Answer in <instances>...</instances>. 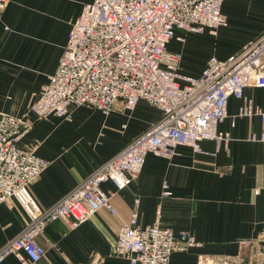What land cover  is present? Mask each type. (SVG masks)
<instances>
[{"label":"crops","instance_id":"1","mask_svg":"<svg viewBox=\"0 0 264 264\" xmlns=\"http://www.w3.org/2000/svg\"><path fill=\"white\" fill-rule=\"evenodd\" d=\"M92 0H7L0 12V114L26 116L30 129L20 143L50 162L30 184L40 208L57 203L105 161L161 118V111L140 100L132 109L121 101L107 115L92 106L73 109L69 119H36L28 113L39 91L57 69L71 23ZM226 25L214 34L183 33L167 48L179 52V73L197 77L210 56L223 60L264 33V0H224ZM244 95L264 110V87L249 86ZM242 100L229 97L226 117L216 133L218 147L200 141L163 158L147 154L141 172L124 189L101 185L114 210L97 211L71 227L65 221L46 225L37 242L44 254L36 264H127L115 254L119 228L129 223L159 224L192 236L198 246L175 244L170 264H264V145L258 115H239ZM27 225V218L8 199L0 205V249ZM4 264H20L12 255Z\"/></svg>","mask_w":264,"mask_h":264},{"label":"built area","instance_id":"2","mask_svg":"<svg viewBox=\"0 0 264 264\" xmlns=\"http://www.w3.org/2000/svg\"><path fill=\"white\" fill-rule=\"evenodd\" d=\"M224 0H92L71 23L56 71L39 91L28 113L36 119H69L73 109L92 106L107 115L116 102L127 109L143 100L161 111V118L125 148L105 161L54 205L42 209L29 186L49 161L20 141L30 129L26 116L0 114V205L14 200L27 225L0 249V264L14 256L20 264H36L44 254L37 242L46 225L65 221L71 227L97 211L114 210L101 187H127L141 172L147 154L163 158L187 146L200 151V141L212 139L218 147L226 137L216 127L226 117L229 97L242 100L239 115H258L261 134L252 140L264 145V110L255 107L244 89L264 87V33L241 50L220 60L210 56L197 77L179 73L181 54L169 51L172 39L183 33H215L226 25ZM7 0H0V12ZM199 243L184 232L175 233L155 223H129L116 234L114 252L127 264H170L175 244ZM199 264H208L202 259Z\"/></svg>","mask_w":264,"mask_h":264}]
</instances>
